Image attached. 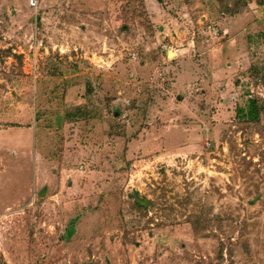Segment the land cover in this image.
Listing matches in <instances>:
<instances>
[{
    "label": "rangeland",
    "instance_id": "obj_1",
    "mask_svg": "<svg viewBox=\"0 0 264 264\" xmlns=\"http://www.w3.org/2000/svg\"><path fill=\"white\" fill-rule=\"evenodd\" d=\"M37 2L0 0V264H264V0H114L99 50Z\"/></svg>",
    "mask_w": 264,
    "mask_h": 264
},
{
    "label": "crops",
    "instance_id": "obj_2",
    "mask_svg": "<svg viewBox=\"0 0 264 264\" xmlns=\"http://www.w3.org/2000/svg\"><path fill=\"white\" fill-rule=\"evenodd\" d=\"M30 1L31 0H28V6L36 8L38 3L37 0H34L36 1L35 5H31ZM83 4L86 5V7H82ZM112 4H114V0H72V6H67L68 8H65L63 16L57 14L55 15V17L58 16L59 19L55 18L58 23L55 24L54 28H51L48 18L43 17V15L40 20L45 25L47 30L56 34L60 33L66 36L71 32L76 33V40L78 39L77 42H67L65 39H60V36L55 35L51 38L53 46L58 48L64 47L65 43L67 42L66 44L69 48L72 46H80V48L83 49H93V47L97 46L96 49L99 50V48L102 49V46H104V42H100L102 44H97L96 38L103 39L104 30L118 23V12L114 11V7L111 6ZM60 20H63V22ZM232 22L234 23L233 20ZM222 24L223 26H227L228 23L225 24V22H223ZM102 39H100V41H103ZM116 39H118V37H116ZM106 46L107 44L105 47ZM88 64L91 65L90 62ZM29 128L30 126L27 127V129ZM22 129L25 132L27 131V129L24 128L19 130ZM14 145L22 146L21 143H15Z\"/></svg>",
    "mask_w": 264,
    "mask_h": 264
},
{
    "label": "trees",
    "instance_id": "obj_3",
    "mask_svg": "<svg viewBox=\"0 0 264 264\" xmlns=\"http://www.w3.org/2000/svg\"><path fill=\"white\" fill-rule=\"evenodd\" d=\"M224 1H227V0H218L222 9L227 8V5L224 6ZM243 3L245 4V6L247 5L245 1ZM257 4L260 5L258 1H257ZM237 111L239 113L237 114V116H239L242 120H246L250 122H257L260 120L261 106L259 104L258 99L255 97H248L245 107L239 108L237 109ZM133 205L138 207L139 206L138 201L135 200Z\"/></svg>",
    "mask_w": 264,
    "mask_h": 264
},
{
    "label": "built area",
    "instance_id": "obj_4",
    "mask_svg": "<svg viewBox=\"0 0 264 264\" xmlns=\"http://www.w3.org/2000/svg\"><path fill=\"white\" fill-rule=\"evenodd\" d=\"M35 2H36V1H34V0H31V1H30L31 5H35Z\"/></svg>",
    "mask_w": 264,
    "mask_h": 264
}]
</instances>
